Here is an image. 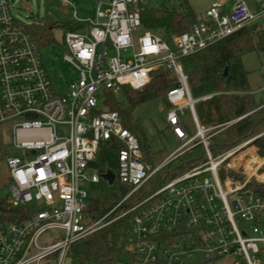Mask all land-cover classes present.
I'll use <instances>...</instances> for the list:
<instances>
[{
  "label": "built area",
  "instance_id": "obj_1",
  "mask_svg": "<svg viewBox=\"0 0 264 264\" xmlns=\"http://www.w3.org/2000/svg\"><path fill=\"white\" fill-rule=\"evenodd\" d=\"M141 2L95 0L92 17L78 20L83 29L64 32L63 59L77 75L57 93L27 24L13 15V2L0 0V126L8 129L13 152L4 157L7 203L33 206L20 218L0 216V264H66L72 244L127 215L130 264H264V194L251 185L264 184V153L252 143L255 137L211 153L210 138L230 122L199 124L194 103L211 95L192 98L180 63L264 19V0L256 12L245 0H234L228 11L227 0H213L188 31L170 37L173 49L142 28ZM159 66L175 77L166 92L165 124L177 146L153 166L120 114L103 108L100 97L123 85L142 88ZM106 145L119 146L116 175L129 190L90 219L85 186L99 181L92 162ZM198 145L205 153L201 163L146 191L163 166Z\"/></svg>",
  "mask_w": 264,
  "mask_h": 264
},
{
  "label": "trees",
  "instance_id": "obj_2",
  "mask_svg": "<svg viewBox=\"0 0 264 264\" xmlns=\"http://www.w3.org/2000/svg\"><path fill=\"white\" fill-rule=\"evenodd\" d=\"M181 5L184 12L174 9L143 8L140 3L142 28L161 33L165 35L161 36L164 39L188 31L198 21L199 16L186 0H183ZM261 20L245 25L231 35L180 59L192 98L211 95L194 103L199 124L207 127L230 122L210 138L208 147L213 154L223 152L252 137H255L252 143L261 154L264 153V99L257 100L251 92L248 72L242 62L243 56L250 52H264V25ZM67 24L70 30L83 29L85 26L83 22ZM26 28L39 49L53 40L52 25L47 21L27 24ZM225 68L227 74L224 76ZM174 83V75L163 66H159L151 72L149 82L142 88L134 89L123 85L118 93L105 90L100 97L103 108L115 110L120 114L123 125L138 139L143 160L153 166L157 164V160L150 156L146 132L139 120L133 118L132 112L136 106L151 99H160L168 108L166 92ZM118 150L119 146H103L92 162L100 175L110 170L114 172L115 178L114 185L107 186L106 189L102 186L101 177L97 183L90 184L84 209L87 218H99L129 190L127 185L117 179ZM5 152H1L0 157H4ZM204 159L205 153L201 145L186 151L163 166L145 185L146 191H152L161 183L201 163ZM220 175V178H224L222 170ZM251 185L260 194H264V184L252 182ZM140 196V192L133 195L127 204L133 203ZM32 208V205L12 207L7 203V196H0V216L4 219L20 218ZM131 222V215L121 217L72 244L69 264H120V262L130 264L134 259L128 249Z\"/></svg>",
  "mask_w": 264,
  "mask_h": 264
},
{
  "label": "rangeland",
  "instance_id": "obj_3",
  "mask_svg": "<svg viewBox=\"0 0 264 264\" xmlns=\"http://www.w3.org/2000/svg\"><path fill=\"white\" fill-rule=\"evenodd\" d=\"M13 2L12 13L18 20L25 24L49 22L52 25L53 40L40 47L43 64L53 83V88L57 93L65 91L67 83L77 75V71L63 59L66 53L62 36L70 27L67 23L74 24L79 21L88 20L93 15L95 0H10ZM195 14L204 17L205 10L213 0H186ZM250 9L255 10L253 0H245ZM183 0H142L141 7L157 9H174L184 12L181 5ZM231 3V2H230ZM75 11V15L73 14ZM79 20V21H78ZM264 25V20L262 22ZM260 29V27H258ZM159 36L165 35L155 32ZM173 36V35H171ZM171 36L165 37L169 46L173 49ZM243 66L250 75V90L257 97L264 98V52L254 51L243 56ZM255 96V95H254ZM256 97V96H255ZM166 107L160 99H151L136 106L132 112L133 118L142 124L147 141L149 143L150 156L156 159L157 164L163 161L169 153L177 146V142L172 137L171 132L166 127L165 115ZM184 122L188 126L190 133L194 132L189 113L186 110ZM5 125L0 126V151L11 152L12 146L8 136V129ZM103 148V146H101ZM5 150V151H2ZM0 152V153H1ZM8 153H4V157ZM4 157H0V196H7L8 170L4 163ZM117 172V168H116ZM108 184L104 179L102 186L106 189ZM89 191L90 184L85 186ZM100 192L97 190V194ZM56 233L50 231L48 236ZM66 264H69V259ZM94 264V263H86ZM122 264V262H120Z\"/></svg>",
  "mask_w": 264,
  "mask_h": 264
},
{
  "label": "crops",
  "instance_id": "obj_4",
  "mask_svg": "<svg viewBox=\"0 0 264 264\" xmlns=\"http://www.w3.org/2000/svg\"><path fill=\"white\" fill-rule=\"evenodd\" d=\"M234 0H227V4H226V11H228L229 10V7H230V4L233 2ZM262 0H253V4H254V8H255V10H253L254 12H256V11H258L259 10V6H260V2H261ZM231 2V3H230ZM249 6V5H248ZM263 20L264 19H262L261 21L263 22ZM261 22V23H262ZM247 78H248V82H249V86H250V80H251V78H250V75L249 76H247ZM252 92V91H251ZM253 93V92H252ZM253 95H255L256 97V99L257 100H263L264 98L263 97H257V95L256 94H253Z\"/></svg>",
  "mask_w": 264,
  "mask_h": 264
},
{
  "label": "water",
  "instance_id": "obj_5",
  "mask_svg": "<svg viewBox=\"0 0 264 264\" xmlns=\"http://www.w3.org/2000/svg\"><path fill=\"white\" fill-rule=\"evenodd\" d=\"M227 74V69H224L223 75L225 76ZM101 178L108 182V184H112L115 178L114 172L107 170L104 173L101 174Z\"/></svg>",
  "mask_w": 264,
  "mask_h": 264
},
{
  "label": "bare ground",
  "instance_id": "obj_6",
  "mask_svg": "<svg viewBox=\"0 0 264 264\" xmlns=\"http://www.w3.org/2000/svg\"><path fill=\"white\" fill-rule=\"evenodd\" d=\"M243 154V153H242Z\"/></svg>",
  "mask_w": 264,
  "mask_h": 264
}]
</instances>
